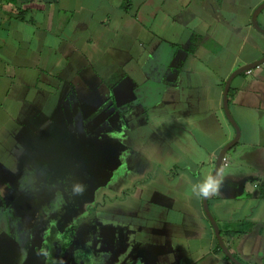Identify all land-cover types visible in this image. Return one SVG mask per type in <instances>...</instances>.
I'll return each instance as SVG.
<instances>
[{"label":"crops","instance_id":"crops-1","mask_svg":"<svg viewBox=\"0 0 264 264\" xmlns=\"http://www.w3.org/2000/svg\"><path fill=\"white\" fill-rule=\"evenodd\" d=\"M263 3L0 0V264L27 220L52 212L53 193L70 226L75 161L87 185L76 205L85 264H233L190 189L236 137L224 89L264 58L252 24ZM258 22L264 29V9ZM228 96L236 124V112L253 118L242 117L207 204L226 248L264 264V64L236 77ZM245 223L252 230L239 234Z\"/></svg>","mask_w":264,"mask_h":264},{"label":"flooded vegetation","instance_id":"flooded-vegetation-1","mask_svg":"<svg viewBox=\"0 0 264 264\" xmlns=\"http://www.w3.org/2000/svg\"><path fill=\"white\" fill-rule=\"evenodd\" d=\"M79 166L77 161H75L74 167L68 165L69 209L71 208L69 230L62 229L67 212L62 202L61 208H59L58 202L61 200L59 199L61 198V192H58V196L56 197H54L53 193V204H55V206L52 212L51 209H43L50 207V204L46 203L43 208H40L43 210L40 212L39 216L34 219L33 225L31 223L25 225V229L21 228L18 230L19 232L16 235L20 238V244L16 245L12 242L11 249L13 252H11L12 255L9 259V264H40L41 262L42 264H85L88 262L89 257L86 251L88 248V239L82 237L75 238L76 236L74 235L82 220L81 214L76 212L79 208V206L76 207V205L80 204L84 196L71 195L72 184L76 181L83 182V179L77 176ZM62 187L63 185L60 186L59 189ZM15 248L17 253L15 252ZM225 258L230 260L226 255ZM237 260L239 259L237 258ZM239 261L241 262V260Z\"/></svg>","mask_w":264,"mask_h":264},{"label":"water","instance_id":"water-1","mask_svg":"<svg viewBox=\"0 0 264 264\" xmlns=\"http://www.w3.org/2000/svg\"><path fill=\"white\" fill-rule=\"evenodd\" d=\"M264 9V3L254 12L253 14V17H252V24L254 26V28L262 33L264 35V29L259 25V22H258V16L259 14L263 11ZM262 64H264V58H262L261 60L251 64V65H248V66H245L239 70H237L236 72H234L231 77L229 78V80L227 81L226 83V86H225V89H224V108H225V113H226V116L229 120V122L232 124V126L235 128L236 130V137L234 138V140L232 142H230L229 144H227L225 146V148L221 151V153L219 154V158L217 160V165H216V169H215V172L213 175L216 174L217 170H221L222 166H223V163H224V159H225V155L226 153L233 147L235 146L238 141L240 140V137H241V129L236 125L234 119L232 118V115L230 113V109H229V91H230V87H231V84H232V81L238 77L239 75L241 74H245L249 71H253L254 69L262 66ZM207 201H208V198H204V209H205V213L208 217V219H210L211 223H212V226L214 228V231H215V234H216V238L218 240V243H219V246L220 248L223 250V252L225 253V255L227 256V258H229L234 264H242L239 260H237V258L230 252L229 249L226 248L224 242H223V239H222V236H221V233L218 229V226H217V223L215 221V219L212 217L210 211H209V208H208V204H207ZM40 256V255H38ZM42 264V262L40 263Z\"/></svg>","mask_w":264,"mask_h":264},{"label":"clouds","instance_id":"clouds-1","mask_svg":"<svg viewBox=\"0 0 264 264\" xmlns=\"http://www.w3.org/2000/svg\"><path fill=\"white\" fill-rule=\"evenodd\" d=\"M223 186L222 172L217 170L213 175L211 172L207 173L204 179L191 185V193L197 198H210L217 194ZM87 191V185L81 181H76L71 186L72 196H82Z\"/></svg>","mask_w":264,"mask_h":264},{"label":"rangeland","instance_id":"rangeland-1","mask_svg":"<svg viewBox=\"0 0 264 264\" xmlns=\"http://www.w3.org/2000/svg\"><path fill=\"white\" fill-rule=\"evenodd\" d=\"M243 116H246L248 119H252L253 117H252V114H247L246 113V115L245 114H241L240 112L238 113V112H236L235 113V117H236V122H237V126L239 127V128H241V129H243L244 130V126H243V122H242V117ZM264 115L262 114V120L259 122V125L260 126H262V127H264V117H263ZM249 124H251V122H248ZM231 127V126H230ZM232 128V127H231ZM233 129V128H232ZM235 129V128H234ZM234 150V149H233ZM230 151L227 155L229 156V157H237L240 153H241V147H239V150L238 151ZM247 152V151H246ZM263 152V151H262ZM262 152H260V154L257 156V154H256V157H257V161H258V163H257V165L260 167V169H263L264 170V156H263V154L264 153H262ZM243 157V156H242ZM247 157H249V158H251L250 156H247ZM246 161V160H245ZM59 203V208H61V205H62V203H61V200L58 202ZM70 211H71V208L69 209V219H70ZM65 218V217H64ZM81 222V224H80V226L78 227V229L75 231V233H74V235L76 236H73V237H75V238H79V237H82V238H86L85 237V233H84V228H85V225H84V222H82V221H80ZM32 223V225L34 224V219H28L27 220V223H26V225H29V224H31ZM66 225V226H65ZM65 226V227H64ZM64 226H62V229H64V230H69V225L67 224V217L65 218V223H64Z\"/></svg>","mask_w":264,"mask_h":264},{"label":"trees","instance_id":"trees-1","mask_svg":"<svg viewBox=\"0 0 264 264\" xmlns=\"http://www.w3.org/2000/svg\"><path fill=\"white\" fill-rule=\"evenodd\" d=\"M230 96L233 97L232 92H231ZM259 193H260L259 196L264 199V181H261V183L259 185ZM240 227L244 228V230L242 231ZM239 228H240V230H239ZM252 228H253V225L245 223V224H242L238 227L239 231H237V232L239 234H245V233L249 232L250 230H252Z\"/></svg>","mask_w":264,"mask_h":264},{"label":"built area","instance_id":"built-area-1","mask_svg":"<svg viewBox=\"0 0 264 264\" xmlns=\"http://www.w3.org/2000/svg\"><path fill=\"white\" fill-rule=\"evenodd\" d=\"M248 74H251V72L249 71ZM225 166L228 164L227 162V158L224 159V163H223Z\"/></svg>","mask_w":264,"mask_h":264},{"label":"bare ground","instance_id":"bare-ground-1","mask_svg":"<svg viewBox=\"0 0 264 264\" xmlns=\"http://www.w3.org/2000/svg\"><path fill=\"white\" fill-rule=\"evenodd\" d=\"M257 69V68H256ZM254 71V70H253ZM252 73V71H250ZM248 73V72H247ZM226 158V157H225Z\"/></svg>","mask_w":264,"mask_h":264}]
</instances>
